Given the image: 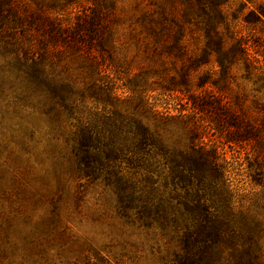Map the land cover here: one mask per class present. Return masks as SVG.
Here are the masks:
<instances>
[{
    "label": "trees",
    "instance_id": "1",
    "mask_svg": "<svg viewBox=\"0 0 264 264\" xmlns=\"http://www.w3.org/2000/svg\"><path fill=\"white\" fill-rule=\"evenodd\" d=\"M142 1L126 19L119 0H0V115L6 100L31 106V92L14 95L25 78L42 95L48 140L61 139L79 177L112 194L123 226L175 241L163 264H264V2L236 1L229 13L235 0ZM125 21L139 60L127 58ZM188 34L202 38L197 53ZM155 92L176 114L168 100L157 109ZM209 130L233 150L255 144L257 198L238 195L226 152L204 141ZM35 137L23 143L27 163ZM61 198L47 199L23 259L0 245V264H122L91 243L77 255L50 245L69 230Z\"/></svg>",
    "mask_w": 264,
    "mask_h": 264
},
{
    "label": "rangeland",
    "instance_id": "2",
    "mask_svg": "<svg viewBox=\"0 0 264 264\" xmlns=\"http://www.w3.org/2000/svg\"><path fill=\"white\" fill-rule=\"evenodd\" d=\"M236 1L246 3L250 9L255 8L248 0H235L225 10L232 12ZM145 8L146 3L142 0H119L118 3V11L126 19L145 11ZM129 24L128 21L122 23L119 33L125 42H130L126 51L128 60H139L142 50L127 36ZM261 30L263 33L256 41L259 49L264 51V28ZM195 37L196 39H192L188 34L185 38L193 53H197L202 46V38L198 34ZM0 63H3L2 59ZM236 72L239 77L243 73L240 69ZM14 78L15 76H10V79ZM17 84V88H14L15 96L30 95L31 92L33 97L31 106L24 110L16 108L13 99L3 101L1 106L0 245L16 249L18 259L22 260L30 248L29 241L37 235L35 225L49 216L51 205L47 199L61 194V228L68 226L69 230L64 234H54L50 245L56 248L63 245L64 250L77 255L91 243L100 250L103 249V254L113 262L122 260V264H163L172 253L175 241L161 239L153 232L145 233L124 227L114 214L116 201L112 194L79 177L63 157L64 146L61 139L54 145L48 140V122L41 113L43 98L40 92H33L25 78L19 79ZM238 85L235 89L250 95L251 84L239 79ZM152 95L154 99L151 102L156 103L158 110L164 111L165 100H168L171 113L176 114L173 110L174 102L167 96H161L157 92ZM250 101V97H247L246 104L250 105ZM252 110L254 111L253 108ZM33 132H36L37 142H31L34 156L27 163L26 157H23V143L30 144ZM203 138L205 142H214L226 152V159L230 162V178L238 195L246 196L249 200L257 198L261 188L256 186L249 169V158L254 154L255 144L233 150L212 130L207 131ZM107 245L110 247L105 248Z\"/></svg>",
    "mask_w": 264,
    "mask_h": 264
}]
</instances>
